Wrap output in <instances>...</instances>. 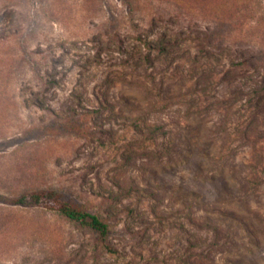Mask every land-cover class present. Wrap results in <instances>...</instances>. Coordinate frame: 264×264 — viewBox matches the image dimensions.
I'll list each match as a JSON object with an SVG mask.
<instances>
[{"label":"rangeland","instance_id":"obj_1","mask_svg":"<svg viewBox=\"0 0 264 264\" xmlns=\"http://www.w3.org/2000/svg\"><path fill=\"white\" fill-rule=\"evenodd\" d=\"M38 187L112 250L0 201V264H264V0H0V194Z\"/></svg>","mask_w":264,"mask_h":264},{"label":"trees","instance_id":"obj_2","mask_svg":"<svg viewBox=\"0 0 264 264\" xmlns=\"http://www.w3.org/2000/svg\"><path fill=\"white\" fill-rule=\"evenodd\" d=\"M158 50H162V45L157 46ZM148 133L156 134L161 130L159 125L149 126ZM0 201L6 204H17L26 208H39L46 211H52L62 218L64 221L74 224L80 228L90 230L96 238L101 240L105 247L112 250L107 242L110 233V224L100 215L89 212L82 206H78L70 201L66 195L57 188L38 187L27 188L20 191L16 195L0 194ZM192 211V209H190ZM194 222L196 217H189ZM216 231L218 228H215ZM198 264H205L203 260H199Z\"/></svg>","mask_w":264,"mask_h":264}]
</instances>
